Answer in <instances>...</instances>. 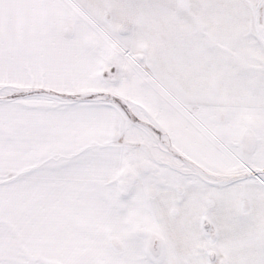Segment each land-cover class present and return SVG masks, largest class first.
I'll use <instances>...</instances> for the list:
<instances>
[{"label":"snow or ice","instance_id":"obj_1","mask_svg":"<svg viewBox=\"0 0 264 264\" xmlns=\"http://www.w3.org/2000/svg\"><path fill=\"white\" fill-rule=\"evenodd\" d=\"M0 264H264V0H0Z\"/></svg>","mask_w":264,"mask_h":264}]
</instances>
